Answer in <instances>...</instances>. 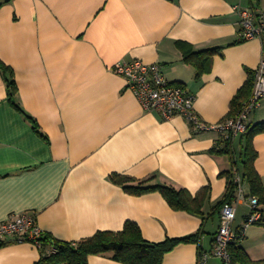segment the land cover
I'll return each mask as SVG.
<instances>
[{"label":"crops","instance_id":"0c3cea01","mask_svg":"<svg viewBox=\"0 0 264 264\" xmlns=\"http://www.w3.org/2000/svg\"><path fill=\"white\" fill-rule=\"evenodd\" d=\"M238 3L264 9V0H0V62L7 67L0 70V222L33 215L43 236L76 242L132 221L149 242L195 237L166 252L162 264H199L200 252L213 247L227 178H242L246 136L224 151L217 132H197L180 114L164 119L145 111L114 66L157 64L168 81L195 95L204 123L234 115L262 55L258 39L239 38ZM183 47L218 52L197 72ZM11 80L20 109L9 101ZM247 82L248 93L233 107ZM263 121L264 100L249 125ZM251 143L264 188V131ZM116 174L135 180L121 184ZM139 182L192 195L206 189L207 196L198 214L173 208L158 190L124 189ZM247 212L246 203L237 204L235 226ZM239 246L252 261L264 260V223L248 225ZM52 249L7 239L0 264H38ZM88 264L126 263L107 253L90 255Z\"/></svg>","mask_w":264,"mask_h":264},{"label":"built area","instance_id":"2783aa9c","mask_svg":"<svg viewBox=\"0 0 264 264\" xmlns=\"http://www.w3.org/2000/svg\"><path fill=\"white\" fill-rule=\"evenodd\" d=\"M233 8L239 17L240 40L258 39L262 45L260 63L248 99L239 106L234 115L217 123H204L194 111L195 95L184 86L168 81L157 64H145L140 60L119 61L114 66V72L125 79L126 87L135 94L145 111H156L164 119L176 114L183 115L197 132H217L223 142L247 133L251 114L264 100V9L255 6L244 7L239 3ZM234 174L233 198L221 206L213 247L209 251L200 252L199 264H205L211 257L219 258L223 264H232L230 247L240 243L248 225L256 224L263 218L258 198L246 195L241 176L237 172ZM241 202L246 203L248 212L244 221L235 226L237 204ZM42 237L43 231L33 215L12 214L0 222V243L7 239L25 240L42 248ZM52 251L54 249L48 253Z\"/></svg>","mask_w":264,"mask_h":264},{"label":"trees","instance_id":"16d2710c","mask_svg":"<svg viewBox=\"0 0 264 264\" xmlns=\"http://www.w3.org/2000/svg\"><path fill=\"white\" fill-rule=\"evenodd\" d=\"M184 48V57L187 61H193L197 65V72H200L206 64L209 63L211 56L218 52V49H206L202 51H193L190 48ZM0 70L6 71L7 67L0 62ZM9 101L13 106L20 109L15 103L13 96L15 94L14 81H8ZM251 84L246 83L239 90L237 97L232 102L236 105V98L248 93ZM246 93V94H247ZM36 125L34 124V127ZM264 131V121L257 124H250L246 136V143L241 154L240 163L242 171V180L247 181L251 195L258 198L259 203L264 205V188L261 179L254 168V159L256 153L253 149L251 138L254 134ZM229 142H225L224 151H228ZM228 176L227 190L224 198L219 203L221 208L224 202L230 201L234 195L235 183L234 174ZM113 180L124 184L127 181L135 180L129 177L113 175ZM142 182L137 185H124V189L131 194H141L153 190H158L165 197L170 206L176 209H184L194 213H201V207L206 198V189L192 195L186 189H176L167 185L141 186ZM258 223H264L261 220ZM43 247L51 244L54 251L46 253L43 251L42 258L38 264H88V257L97 254H110V257L126 264H162L166 252L170 251L179 242L194 241L195 237L189 236L184 238L166 239L162 242L146 241L141 234L138 225L132 221H127L120 231H98L94 235L76 242H60L52 240L48 236L42 237ZM232 263L238 264H264V260L252 261L245 253L242 247L233 245L230 247Z\"/></svg>","mask_w":264,"mask_h":264},{"label":"rangeland","instance_id":"374dc122","mask_svg":"<svg viewBox=\"0 0 264 264\" xmlns=\"http://www.w3.org/2000/svg\"><path fill=\"white\" fill-rule=\"evenodd\" d=\"M218 261L222 264L221 260H218Z\"/></svg>","mask_w":264,"mask_h":264}]
</instances>
